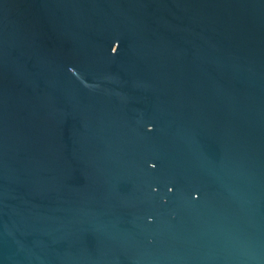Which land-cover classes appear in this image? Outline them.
<instances>
[{
    "label": "water",
    "instance_id": "obj_1",
    "mask_svg": "<svg viewBox=\"0 0 264 264\" xmlns=\"http://www.w3.org/2000/svg\"><path fill=\"white\" fill-rule=\"evenodd\" d=\"M0 264H264V0H0Z\"/></svg>",
    "mask_w": 264,
    "mask_h": 264
}]
</instances>
